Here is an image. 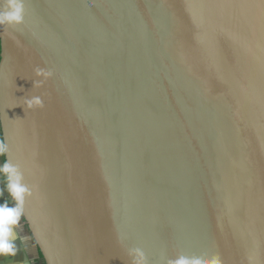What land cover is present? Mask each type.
Wrapping results in <instances>:
<instances>
[{"label": "water", "instance_id": "95a60500", "mask_svg": "<svg viewBox=\"0 0 264 264\" xmlns=\"http://www.w3.org/2000/svg\"><path fill=\"white\" fill-rule=\"evenodd\" d=\"M27 5L0 26V133L45 264H264V0Z\"/></svg>", "mask_w": 264, "mask_h": 264}, {"label": "clouds", "instance_id": "9594fccd", "mask_svg": "<svg viewBox=\"0 0 264 264\" xmlns=\"http://www.w3.org/2000/svg\"><path fill=\"white\" fill-rule=\"evenodd\" d=\"M27 7V0H0V26H6L5 35H8V29L15 30L25 25ZM34 74L38 78L34 81V88H42L45 82L52 78L53 71L37 66L34 69ZM22 101L27 109L42 110L45 108L42 96H32L24 98ZM9 150V145L5 140H0V157L5 156ZM0 174L6 178L7 192L16 202L14 207H9L7 200L0 205V256L15 257L19 251L15 242L21 240L22 244H26L31 239L27 236L20 237L16 229L20 228V221L25 214V201L33 196V188L25 182L21 166L13 164L10 160H6L0 165ZM4 193L5 189L0 188V198L4 197ZM128 255L132 258V264H149L148 257L141 248L130 249ZM162 259L164 258L162 257ZM166 264H223V260L219 253L210 259L207 253L199 256L179 253L175 258L167 259Z\"/></svg>", "mask_w": 264, "mask_h": 264}, {"label": "crops", "instance_id": "0c3cea01", "mask_svg": "<svg viewBox=\"0 0 264 264\" xmlns=\"http://www.w3.org/2000/svg\"><path fill=\"white\" fill-rule=\"evenodd\" d=\"M2 164H3L2 159L0 157V165ZM0 188L5 189L4 197L0 198V205L4 204L5 201L7 200L9 203V207H14L16 202L12 200V198L8 194L6 185L3 181L2 174H0ZM16 230L19 233L20 237L27 236V237H31V239H29L26 242V244H22L21 240H17L15 242L17 248L19 249L17 255L15 257L0 256V264H45L44 259L35 242V239L32 233L29 231V228L23 217L20 221V228H17Z\"/></svg>", "mask_w": 264, "mask_h": 264}, {"label": "trees", "instance_id": "16d2710c", "mask_svg": "<svg viewBox=\"0 0 264 264\" xmlns=\"http://www.w3.org/2000/svg\"><path fill=\"white\" fill-rule=\"evenodd\" d=\"M0 140H2L1 134H0ZM1 159H2V163H4L5 162L4 156L1 157ZM3 181H4L5 185H6L7 184V181H6V178L5 177H3Z\"/></svg>", "mask_w": 264, "mask_h": 264}]
</instances>
